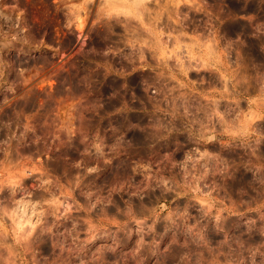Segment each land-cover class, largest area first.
<instances>
[{
  "label": "rangeland",
  "instance_id": "rangeland-1",
  "mask_svg": "<svg viewBox=\"0 0 264 264\" xmlns=\"http://www.w3.org/2000/svg\"><path fill=\"white\" fill-rule=\"evenodd\" d=\"M170 1L179 83L100 0H0V264H264V0Z\"/></svg>",
  "mask_w": 264,
  "mask_h": 264
},
{
  "label": "clouds",
  "instance_id": "clouds-1",
  "mask_svg": "<svg viewBox=\"0 0 264 264\" xmlns=\"http://www.w3.org/2000/svg\"><path fill=\"white\" fill-rule=\"evenodd\" d=\"M89 0H82V2L76 7L81 12H85L88 6ZM152 0H100V4L96 13V20L99 23L101 20L111 21L113 19L120 22V17H123V23L125 25L133 24L129 30V36L123 40L124 47L131 48L139 53V59L143 60L145 50L152 53L154 60L162 63L164 68L168 69L169 76L172 80H176L179 83L178 77H186L190 71L198 70L192 66V61L196 57L191 55V45H184L179 43L177 37H174L171 32L165 33L163 29H158L157 24L160 23L161 18L164 16V12L160 10L163 6H159L154 9L150 6ZM119 9L120 11H115ZM111 10V11H110ZM85 17L78 18L73 21L74 23L83 22ZM171 19V17H169ZM146 33L143 38H136L139 33ZM181 36L184 33H180ZM167 36L168 40H177L174 47L169 48L167 41L164 37ZM164 40L163 43L161 41ZM214 44L215 41L213 40ZM209 46V42L205 41V47ZM182 49H189L188 52H183ZM123 49H118L117 52H121ZM131 63L130 57H126ZM168 61H174L173 67L168 68ZM93 171V169H89ZM49 183L48 180H44L43 184ZM36 205H29L23 199L14 201V207L11 211H5V217L12 220V226L5 231V243L4 249L9 253V257L17 255L15 251L21 246L26 247V242L32 236L35 228L41 223L40 217L42 212L35 211ZM31 211V214L29 212ZM36 216L37 219L33 222L32 217ZM25 229H28L25 231ZM11 236V242H9ZM5 264H15V260L9 259Z\"/></svg>",
  "mask_w": 264,
  "mask_h": 264
},
{
  "label": "bare ground",
  "instance_id": "bare-ground-1",
  "mask_svg": "<svg viewBox=\"0 0 264 264\" xmlns=\"http://www.w3.org/2000/svg\"><path fill=\"white\" fill-rule=\"evenodd\" d=\"M169 1H170V0H169ZM175 1H176V0H175ZM170 2H172V1H170ZM170 2H169V5H170ZM92 3H93V2H92ZM166 3L168 4V2H166ZM173 3H174V0H173V2H172V5H173ZM176 3H177V2H176ZM167 7H168V6H167ZM167 7H166L167 10H168V9H171V8H169V7L167 8ZM118 10H119V9H118ZM167 10H165V11H167ZM171 10H172V9H171ZM115 11H116V10H115ZM167 12H168V11H167ZM170 12H171V11H170ZM170 12H169V14H170ZM167 14H168V13H167ZM173 14H174V11H173ZM111 27H112V26H111ZM112 28H113V27H112ZM112 28H111V29H112Z\"/></svg>",
  "mask_w": 264,
  "mask_h": 264
}]
</instances>
